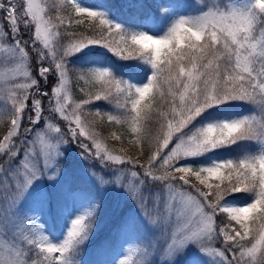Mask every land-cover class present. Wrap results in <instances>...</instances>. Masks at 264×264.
<instances>
[{
	"label": "snow or ice",
	"instance_id": "snow-or-ice-1",
	"mask_svg": "<svg viewBox=\"0 0 264 264\" xmlns=\"http://www.w3.org/2000/svg\"><path fill=\"white\" fill-rule=\"evenodd\" d=\"M206 7L200 15L180 17L165 35L155 37L145 32L126 34L103 13L75 4L77 14L99 18V23L92 25L95 33L92 35L65 33L69 40L67 46L62 45L59 53L50 52L56 61L53 68L41 66L46 59L45 53L35 45L43 41L44 48L48 49L51 39L60 35L53 31L58 26L51 20H44V9L33 0H24L21 5L13 0H7V5L0 2V12L5 13L0 20L6 29L0 39L7 38L11 51L19 53L21 62L28 58L26 48H33L37 61L35 76L27 70L23 72L31 83L13 84L7 89L5 99L6 104L11 101L8 105L11 124L0 140V235L16 229L21 239L9 249L6 258L0 259V264H69V253L87 238L93 210L72 219L59 242L37 236L35 228L29 230L25 225V221L36 224L37 218L18 213L19 202L33 180L55 166L56 157L62 154L60 146L80 137L90 140L95 149L92 152L88 144L79 143L82 156L96 158L102 168L111 167L107 161L139 166L143 169V179L141 173L131 171L139 186L148 182L152 187L163 185L155 192L150 187L146 195L133 193L132 197L145 217L158 228L153 247L159 248L164 255H173L191 241L197 242L207 253L206 243L222 239L224 249L214 251L223 264H264V115L259 118L244 115L189 128L207 109L231 101L258 105L264 114V0H252L251 4H234L228 0L223 7L218 2ZM29 17L36 22L34 35L29 36L31 45L21 38L20 31L21 21L25 29L30 27ZM57 19L63 25L64 17ZM89 45L106 47L121 59L142 57L153 69L146 83L135 86L117 80L109 69L92 68L87 73V82H97L103 87L96 94L88 93L86 99L75 105V109L80 110L93 106L96 101H106L118 109L119 114L102 113L96 108L94 113L90 111L86 115H106L109 122L116 124L130 122L134 133L138 132L137 126L158 125L143 128L152 137L151 154L145 164L138 159L112 155L97 139L88 121L82 118L85 114L67 111L68 57ZM57 73L59 86L56 85ZM53 76L54 81L51 80ZM45 87L48 91H43ZM28 89H36L35 94L48 98L50 105L54 104L51 111L68 122L67 129L71 133L67 139L55 138L56 143L45 152L33 151V141L20 138L33 132V127L20 131L24 121L36 126L42 115L40 99H33L28 106ZM153 102L167 106V110L153 113ZM60 131L56 129L57 133ZM241 140L257 142L262 148L255 154L213 161L207 166L181 163L187 157L228 147ZM136 143L139 144L140 139ZM154 162L164 169L162 175L153 174ZM93 175L101 184L108 183L100 172H93ZM188 176H194L207 191L191 183ZM238 192H252L254 198L243 206L226 205V198ZM21 225H24L23 230ZM249 243L251 247L247 246ZM226 253L231 254V259Z\"/></svg>",
	"mask_w": 264,
	"mask_h": 264
},
{
	"label": "rangeland",
	"instance_id": "rangeland-1",
	"mask_svg": "<svg viewBox=\"0 0 264 264\" xmlns=\"http://www.w3.org/2000/svg\"><path fill=\"white\" fill-rule=\"evenodd\" d=\"M202 1L203 0H195L191 3V6L189 4L188 6H185V8H180V10L176 11V13L168 12L160 14L157 19H154L150 14L141 21L139 32H145L155 37L163 36L172 24L180 17H193L206 11L207 7H205L206 5ZM223 1L224 3H220L221 7H223L225 3H228V0ZM0 2L7 5V0ZM33 2L35 4H39L44 9L42 13L44 20H51L52 24L55 25V21L50 19L46 12L43 0H33ZM13 3L21 5L24 3V0H13ZM3 16H5V13L0 12V17ZM60 16L62 15L60 14ZM79 16L84 19L89 18L85 14H79ZM29 20L30 27L27 29L23 27V22H20L22 39L25 35H34L36 22L31 21L30 17ZM5 31L3 21L0 20V36H3ZM53 31L57 32V29L55 28ZM57 38L58 37L55 36L51 39L50 47L48 49L44 48L43 41L36 43L39 49L47 53L46 60H44L41 66H51L54 68L55 64L52 65V63H50L51 61L48 59L52 58L50 52L59 53L60 51L62 45L57 42ZM24 40L27 41L26 39ZM64 46H67V44ZM93 46L94 45H89L82 49L86 50L88 48H92ZM107 57L108 56L105 55L104 59ZM35 65L36 63L33 62L30 55H28L26 61L21 62L19 60V53L14 54L11 51V44L8 42L7 38L0 39V112H11V108L8 106L11 101L9 100L7 101V104L5 103L7 89H9L13 84H30L31 80L25 77L23 72L27 70L30 75L35 76ZM102 69L109 68L104 67ZM111 73L114 74L112 71ZM144 83L139 85L142 86ZM56 85L59 86L58 73L56 76ZM65 87L69 97L67 100V104L69 105L67 111L71 113L73 110H76L75 105L81 101L79 102L71 96L67 80L65 82ZM43 91H45V89H43ZM36 92V89H28L29 107L33 99L41 100L40 95L35 94ZM53 107L54 104L50 105L49 100H47L46 108H48V110L46 109L47 111H43V107H41L42 115L39 125L33 126L25 120L22 128L20 129V131L23 132L24 128L33 127V132L20 137L21 139L27 138L33 141V151H48L49 146L56 143L55 138L63 136V138L67 139V137L71 135L67 129L68 122L63 120L58 113L51 111ZM96 108H98V104L95 103L93 106L82 107V109L76 111L85 114L82 116V118H85L89 111H95ZM73 126H75L74 123ZM57 128L61 130L59 133L56 132ZM37 133H40V135L37 136ZM77 133H79L78 128ZM86 139V137H80L78 140L73 141V143L76 145L81 142L86 143L89 145V150L94 152L95 149L92 142ZM98 140L108 149V151L111 152L112 155L124 156L123 151L125 152L126 147L117 143L116 145L119 148L114 150L111 147H107L100 139ZM70 143L71 142L63 145L70 147ZM23 147H28V145H24ZM59 151L61 152V149H59ZM73 153L78 155L82 163H74L67 168L62 167L59 164L58 155L56 157L55 166L49 169L48 172L41 174L33 180L32 184L24 193L18 206V213L20 215L29 217L34 216L37 218L38 222L36 224H28V222L25 221V225H27L29 230L35 228L37 236H47L53 242L61 241L70 226L71 220L78 215L85 213L89 208V202L87 198L84 197L85 195L81 192L70 190L65 187L62 176L77 169L86 178L94 179L101 184L97 180L96 176L93 175V171L87 161V158L82 156L83 153H78L76 150H73ZM107 164L111 165V167H103L101 171L95 170L94 172H100V174L104 175L105 179L108 181V183L101 185L103 188L107 189L106 192L109 195V200H114L116 206H120L125 203L128 207L124 210L122 220L118 225L120 242L119 249L111 259L105 262V264H120L121 261H126L127 264H223L221 258L216 255L214 251L215 249H224L222 239L206 243V247L209 249L207 253L202 251L201 247L195 241L187 243L181 250L176 251L171 256L164 255L159 248H154L153 241L158 235L159 230L145 217L136 200L133 199L132 194L143 193L146 195L148 188L151 187L152 191L155 192L158 188L163 187V185L160 184L152 187L151 182H148L144 186H139L138 180L131 176V171H136L132 169V165L127 163L119 164L115 161H107ZM140 178L143 179L142 175ZM188 179L191 183L197 184L202 191H207V188L204 185H199V182L194 176H188ZM188 190L193 191V194H195L194 190ZM250 202L251 201L239 203L232 197H227L225 200V204L229 206H243ZM101 223L102 220H99V217L96 215L95 219H93L92 227L87 235V238L84 239L82 243L77 244L69 253V264H84L80 258L83 256L82 251L85 243L90 235L101 225ZM23 227L24 225H21V230H23ZM24 235H29V232H24ZM20 239L21 237L18 235L16 229H10L6 234L0 235V259L6 258L9 255V249H11L14 244H17ZM249 247H251V245ZM24 251H28L27 245L24 246Z\"/></svg>",
	"mask_w": 264,
	"mask_h": 264
},
{
	"label": "trees",
	"instance_id": "trees-1",
	"mask_svg": "<svg viewBox=\"0 0 264 264\" xmlns=\"http://www.w3.org/2000/svg\"><path fill=\"white\" fill-rule=\"evenodd\" d=\"M194 1L195 0H43L48 16L50 19L54 20L56 23L55 25L58 26L56 29L60 35L56 36L58 37L57 42L63 46L69 43V40L64 36L65 33L75 34L76 36L81 34L92 35L95 34L92 25H98L99 23V18H81L79 14L74 12V4L103 13L105 18L110 22L120 25L124 33L131 34L139 32L140 21L147 14H153L154 18L157 19L160 14L168 12L175 13L178 7L185 8V6L189 4L191 6V3ZM202 2L206 6H211L213 2L224 3L223 0H203ZM243 2L251 4L252 0H232L234 4H242ZM60 14L64 17L63 25H61L60 20L57 19ZM76 21H80V23H76ZM95 31L98 32L99 29L97 28ZM256 34L259 35V29H257ZM23 39L29 41L28 44L31 45L32 41L29 39L28 35L23 36ZM35 47L38 48L37 45H35ZM26 51H28L29 55L32 57L33 62L37 63V61L34 60V49L28 47ZM44 53L46 57L47 53ZM105 55L108 56L106 59H104ZM48 60L51 61L50 63H52V65L56 63L53 58ZM104 67L109 68L114 73L113 75L117 80L122 79L135 86H140L139 84L147 82L153 71L151 65L142 57L121 59L113 55L106 47L94 45L92 48L86 50L81 49L68 57V74L66 80L71 96L80 102L87 98L88 93L96 94L103 85L97 82H87L89 80L87 73L92 68L102 69ZM51 80L54 81L55 77H51ZM45 83H47V81H45ZM121 86L123 87V85ZM44 89L48 91L47 87ZM40 97L41 107H43V111H47L48 108H46V105L48 98ZM95 103L98 104V108L101 109L102 113L119 114V110L114 109L113 105L106 101L101 100ZM159 110H167V106L161 107L160 104L153 102V113ZM91 112L94 113L95 111L91 110ZM244 115H254L259 118L264 114L260 112L258 105H252L251 103L238 100L231 101L207 109L200 117L193 121L189 128L192 129L212 121L230 120ZM84 119L92 126L97 139L103 141L107 147L117 150L119 147L116 144L118 143L126 147L125 152L120 150L123 151L126 158L138 159L141 164L146 163L148 156L151 154L150 141H152V137L144 132L143 128L147 127L151 129L153 127H158V125L149 123L137 126L138 132L134 133L131 130L132 125L130 122H122L120 124L109 122L106 115H86ZM154 120L155 117H153V121ZM10 121L11 116L9 112H0V140L7 134V130L11 124ZM137 139H140L139 144L136 143ZM261 148L262 146L257 142L241 140L228 147H218L200 155L187 157L181 162L193 166H203L212 164L213 161L237 159L246 154H255L261 150ZM60 149L62 154L59 155L58 161L62 167L67 168L74 163H82L78 155L73 153V150H76L78 153L81 152L78 145L75 143L71 142L70 147L63 145ZM86 158L93 172L95 170H102L96 158ZM132 169L141 173V175L143 173V169L139 166H132ZM152 171L154 175H162L164 169L160 167L159 163L154 162ZM62 180L65 187L68 189L83 193L85 195L84 197H86L89 202L88 210H93L94 212L93 219H95L97 215L99 220H102L101 225L87 239L81 259L84 264H103L106 260L111 258L119 247L118 225L128 205L123 203L120 206H116L114 200H109V195L106 192L107 189L103 188L96 180L86 178L77 169L62 176ZM229 197L234 198L236 202L242 203L251 201L254 198V193L238 192ZM253 227H258V225H253ZM249 240H251V236ZM250 245L251 243L247 246L249 247ZM226 255L231 259L230 253H226ZM259 255L258 251L257 259H259ZM245 259H247V257Z\"/></svg>",
	"mask_w": 264,
	"mask_h": 264
}]
</instances>
